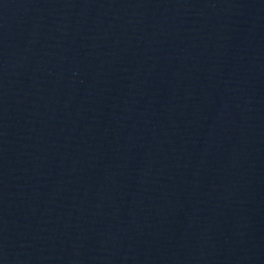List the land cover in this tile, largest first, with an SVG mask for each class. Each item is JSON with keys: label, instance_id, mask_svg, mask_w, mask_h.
Listing matches in <instances>:
<instances>
[{"label": "water", "instance_id": "obj_1", "mask_svg": "<svg viewBox=\"0 0 264 264\" xmlns=\"http://www.w3.org/2000/svg\"><path fill=\"white\" fill-rule=\"evenodd\" d=\"M0 264H264V0H0Z\"/></svg>", "mask_w": 264, "mask_h": 264}]
</instances>
